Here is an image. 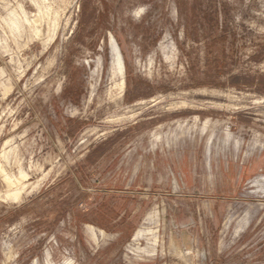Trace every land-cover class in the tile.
<instances>
[{"label":"rangeland","instance_id":"374dc122","mask_svg":"<svg viewBox=\"0 0 264 264\" xmlns=\"http://www.w3.org/2000/svg\"><path fill=\"white\" fill-rule=\"evenodd\" d=\"M261 79L264 0H0V264H264Z\"/></svg>","mask_w":264,"mask_h":264},{"label":"bare ground","instance_id":"6f19581e","mask_svg":"<svg viewBox=\"0 0 264 264\" xmlns=\"http://www.w3.org/2000/svg\"><path fill=\"white\" fill-rule=\"evenodd\" d=\"M111 54H112V69L115 75H124V65L118 50V47L114 40L111 41ZM124 84V83H123ZM6 180L9 182L10 185H13V181L9 176H6ZM8 196H13L17 198L19 196V192L9 191ZM153 230H139L135 235L134 241H138L144 237L153 236Z\"/></svg>","mask_w":264,"mask_h":264},{"label":"trees","instance_id":"16d2710c","mask_svg":"<svg viewBox=\"0 0 264 264\" xmlns=\"http://www.w3.org/2000/svg\"><path fill=\"white\" fill-rule=\"evenodd\" d=\"M260 81H261V82H260L259 84H260V86H261V91L264 92V79H261ZM248 85L252 86V85H253V82L250 83V84H248Z\"/></svg>","mask_w":264,"mask_h":264}]
</instances>
